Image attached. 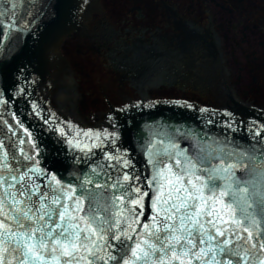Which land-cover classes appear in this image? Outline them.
Returning a JSON list of instances; mask_svg holds the SVG:
<instances>
[{"label": "snow or ice", "instance_id": "6c2138e0", "mask_svg": "<svg viewBox=\"0 0 264 264\" xmlns=\"http://www.w3.org/2000/svg\"><path fill=\"white\" fill-rule=\"evenodd\" d=\"M83 135L66 142L85 159L120 138ZM144 154L147 175L117 149L65 180L62 163L49 173L23 148L28 164L13 167L0 142V264H264V143L190 151L150 139Z\"/></svg>", "mask_w": 264, "mask_h": 264}, {"label": "water", "instance_id": "95a60500", "mask_svg": "<svg viewBox=\"0 0 264 264\" xmlns=\"http://www.w3.org/2000/svg\"><path fill=\"white\" fill-rule=\"evenodd\" d=\"M96 4L97 0H0V99L6 101L0 103V142L10 153L9 164H28L20 155L23 148L26 155L39 159V166L49 173L57 172L54 161L62 163L58 178L62 174L67 180L76 170L83 173L96 163H105V152L119 149L135 165L131 171L143 176L149 174L144 153L150 139L173 138L190 151L197 143L229 149L264 143V111L233 99L232 104L219 109L180 99L131 102L111 107L92 128L79 120L72 122L60 109L54 110L49 104V86L51 71L57 64L55 56L60 54L61 43L82 28ZM105 129L118 132L120 138L115 146L109 143L93 149L91 159L70 149L66 142L77 138V133L81 141L87 142L83 133ZM75 157L81 158L79 163ZM112 174L115 178L116 172ZM143 212L145 219L152 214L150 197L144 200Z\"/></svg>", "mask_w": 264, "mask_h": 264}, {"label": "flooded vegetation", "instance_id": "af4514ba", "mask_svg": "<svg viewBox=\"0 0 264 264\" xmlns=\"http://www.w3.org/2000/svg\"><path fill=\"white\" fill-rule=\"evenodd\" d=\"M151 1L149 5L141 0L133 3L127 14H135L136 17L122 21L123 27L119 32L114 30L113 35L117 38L112 42L115 49L111 52L122 50L127 45L131 49L145 46L174 53L187 52L183 66L185 69L192 68L194 73L188 72L176 79L175 83L182 87V91L188 89L211 101L215 99L216 102L211 105L204 104L214 108L232 104L233 99L264 111V0ZM152 6L157 8L161 27H153L145 20L142 10L147 9L154 14ZM213 7L219 11L218 16ZM95 12L100 14L99 9ZM136 20L139 24L133 26ZM94 28L91 37L101 47L108 48V29L113 27L104 20H96ZM146 33L148 37H145ZM229 33H234V37L227 46H223L222 42ZM81 34L84 36V33ZM110 67L113 70L124 68L111 59ZM139 88V92L142 91L141 86ZM141 94L148 97L147 91ZM191 101L200 103L197 98ZM124 103H127L126 100Z\"/></svg>", "mask_w": 264, "mask_h": 264}, {"label": "rangeland", "instance_id": "374dc122", "mask_svg": "<svg viewBox=\"0 0 264 264\" xmlns=\"http://www.w3.org/2000/svg\"><path fill=\"white\" fill-rule=\"evenodd\" d=\"M141 1L148 5L152 3L151 0ZM168 1L175 2L176 0ZM135 2L139 0H99L100 14L91 12L90 17H85L83 26L81 25V30L84 32L73 31L71 37L61 43L60 54L55 56L57 64L51 71V78H54V82L49 86V104L56 111L60 109L61 114L66 113L72 122L77 123L79 120L85 127H95L100 115L109 111L110 106L119 107L125 100L126 102L139 100L142 97V91H147L150 98H184L190 101L197 98L200 103L207 105L216 102L215 99L211 101L204 95L188 89L182 91V87L175 83L181 75L188 74V72L194 73L192 68L185 69L183 66L187 52L174 53L145 46H135L131 49L128 45L122 50L111 52V49H115L112 42L115 37L117 38L113 34L122 29L121 22L134 20L136 17L135 14H127ZM152 8L155 10L154 14H150L147 9L142 10L145 20L153 27H161L157 8L155 6ZM212 10L215 15H219L216 8L213 7ZM96 20H104L113 27L107 28L110 37L109 45L106 44V46L110 49L101 47V44L91 37ZM137 21L133 26L139 24ZM223 32L226 33L225 30ZM81 33H84V36ZM222 34L221 32L220 36ZM148 35L146 33L145 37ZM232 36L234 37V33H229V36L222 42L223 46H227ZM259 51L263 53L262 50L259 49ZM110 59L124 68L113 70L110 67ZM66 74H69L72 86L67 92L71 93L74 89V96H76L75 100L73 99L71 103L68 102L60 108L56 95L61 89V80ZM139 83H146L143 88L141 86L142 91L140 92L136 87Z\"/></svg>", "mask_w": 264, "mask_h": 264}, {"label": "bare ground", "instance_id": "6f19581e", "mask_svg": "<svg viewBox=\"0 0 264 264\" xmlns=\"http://www.w3.org/2000/svg\"><path fill=\"white\" fill-rule=\"evenodd\" d=\"M69 74H66L63 76L62 80H61V84H60V87L61 89L58 91L57 93V99H58V102H59V105H60V108H62L66 103L68 102H72L73 99L75 100V96H74V89L73 91L70 93V92H67V90L69 89V87L71 86V82H70V79H69ZM54 82V80L52 79L51 80V84L52 85ZM146 85V83H139V86H142V88ZM72 87V86H71Z\"/></svg>", "mask_w": 264, "mask_h": 264}]
</instances>
